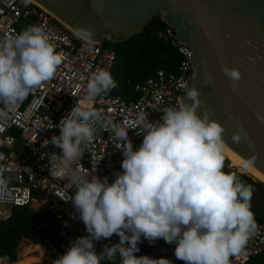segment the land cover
<instances>
[{
  "label": "clouds",
  "instance_id": "obj_1",
  "mask_svg": "<svg viewBox=\"0 0 264 264\" xmlns=\"http://www.w3.org/2000/svg\"><path fill=\"white\" fill-rule=\"evenodd\" d=\"M53 40L38 25L0 38V104L14 107L53 78L63 59ZM220 71L238 91L240 69L221 62ZM115 87L111 73L98 69L89 77L86 95L91 100ZM184 97L177 106L165 108L157 121L141 111L131 125L112 123L105 129L123 155V171L111 183L73 167L104 120L99 111L76 105L58 125L48 126L59 127V136L53 135L50 142L62 150L50 157L51 174L75 187L68 199L88 233L72 241L54 264H101L113 261L117 253L121 264H172L166 258L135 255L142 238L174 243L175 257L184 264H230V257L245 248L257 230L253 189L224 171L226 129L213 109L201 110V90L186 86ZM155 100L159 104L160 96ZM5 115L0 111V118ZM130 128L143 133L136 149L128 137ZM242 139L241 132H233L234 142ZM254 160L251 157L245 167ZM5 190L6 181L0 178V194ZM113 234L119 242L97 253L94 241Z\"/></svg>",
  "mask_w": 264,
  "mask_h": 264
},
{
  "label": "built area",
  "instance_id": "obj_2",
  "mask_svg": "<svg viewBox=\"0 0 264 264\" xmlns=\"http://www.w3.org/2000/svg\"><path fill=\"white\" fill-rule=\"evenodd\" d=\"M33 25L42 26L54 37L56 51L63 59L53 78L34 89L22 102L11 108L0 104V111L6 113L0 118V178L6 181V190L0 194V220L9 217L12 206L30 209L36 216L34 228L41 235L37 243L39 251L47 253L54 264L72 241L88 233L68 199L74 196L75 187L69 180L51 174L50 157L53 153L62 154V150L50 142L53 135L59 136V127L48 126L58 125L76 105L99 111L104 120L96 126L94 140L73 167L88 172L89 177H107L109 183L113 182L117 173L115 163L122 151L105 129L112 123L131 125L141 111L157 121L165 108L177 106L179 90L185 87V78L192 70V50L186 44H178L172 38L174 31L165 26L156 36L179 55L175 73L157 70L135 83L133 90L138 95L135 100L125 101L112 92L89 100L86 95L89 77L98 69L111 71L115 61L113 47L104 40L91 42L80 37L26 0H0V38ZM156 96H160L159 104ZM128 137L136 149L142 143L143 133L137 134L136 129L130 128ZM45 140L49 141L47 146L43 145ZM227 170L224 161V171ZM118 242L119 236L113 234L111 238L94 241V248L99 253L105 246ZM262 252L264 224L257 223L255 234L241 252L230 257V264H247L249 258ZM118 256L119 253L113 261ZM113 261L104 260L101 264ZM0 264H17V260L3 253ZM257 264H264V259Z\"/></svg>",
  "mask_w": 264,
  "mask_h": 264
},
{
  "label": "water",
  "instance_id": "obj_3",
  "mask_svg": "<svg viewBox=\"0 0 264 264\" xmlns=\"http://www.w3.org/2000/svg\"><path fill=\"white\" fill-rule=\"evenodd\" d=\"M80 37L119 43L139 33L153 16L192 50L185 87L202 92V109L225 126V155L247 168L264 187V0H27ZM221 62L242 72L238 91ZM185 87L178 101L185 100ZM242 133L240 142L233 132ZM233 169V167H229Z\"/></svg>",
  "mask_w": 264,
  "mask_h": 264
},
{
  "label": "trees",
  "instance_id": "obj_4",
  "mask_svg": "<svg viewBox=\"0 0 264 264\" xmlns=\"http://www.w3.org/2000/svg\"><path fill=\"white\" fill-rule=\"evenodd\" d=\"M165 27V24L158 16H153L139 33L119 43L110 44L115 52V61L111 68V75L117 82V87L110 92L120 96L125 101L135 100L137 93L133 90V85L146 77L154 74L157 70H163L166 73H175L179 62V55L166 42H163L156 36V32ZM225 162H228L225 157ZM229 173L236 174L245 184L263 187V183L245 172H236L232 169ZM248 175V176H247ZM260 183L253 182L250 178ZM262 183V184H261ZM36 216L26 206H12L10 215L5 220H0V254H8L14 257V249L17 242L21 239H27L31 243H38L41 235L35 230ZM257 223H264V210L256 213ZM175 244H169L162 238L154 243L142 240L139 243L140 251L135 253L137 256L147 255L154 259L166 258L172 261V264H184L183 261L175 257ZM259 255V256H258ZM264 259V252L255 256ZM249 258L247 264H257L251 262ZM20 261V260H19ZM18 261V263H20ZM122 257L119 255L115 261L107 264H121ZM17 263V264H18ZM24 264V262H21Z\"/></svg>",
  "mask_w": 264,
  "mask_h": 264
},
{
  "label": "crops",
  "instance_id": "obj_5",
  "mask_svg": "<svg viewBox=\"0 0 264 264\" xmlns=\"http://www.w3.org/2000/svg\"><path fill=\"white\" fill-rule=\"evenodd\" d=\"M35 245L37 243H31L29 240L21 238L15 246L13 259L17 260V263L19 260L23 261L24 264H52L50 256L47 253L45 254V252L37 250ZM23 247L27 248L26 251L25 249L23 250ZM34 248L35 250H32ZM21 262L18 264H22Z\"/></svg>",
  "mask_w": 264,
  "mask_h": 264
},
{
  "label": "flooded vegetation",
  "instance_id": "obj_6",
  "mask_svg": "<svg viewBox=\"0 0 264 264\" xmlns=\"http://www.w3.org/2000/svg\"><path fill=\"white\" fill-rule=\"evenodd\" d=\"M253 194L251 199V207L255 213L264 210V189L258 186H252Z\"/></svg>",
  "mask_w": 264,
  "mask_h": 264
},
{
  "label": "bare ground",
  "instance_id": "obj_7",
  "mask_svg": "<svg viewBox=\"0 0 264 264\" xmlns=\"http://www.w3.org/2000/svg\"><path fill=\"white\" fill-rule=\"evenodd\" d=\"M27 1V0H26ZM63 25V24H62ZM66 29H68L69 31L73 32L72 30H70L69 28H67L65 25H63ZM74 33V32H73ZM76 34V33H75ZM225 155V154H224ZM226 157V155H225ZM228 160V159H227ZM228 166L233 167L234 169H237L239 171L245 172V173H249L251 176L257 178V180L261 181L257 176H255L251 171H249L247 168H245L244 166H242L240 163L236 162V161H230L228 160ZM262 182V181H261ZM35 247L37 248V250H39V247L37 245H35ZM25 249L26 251V247H23V250ZM36 258V257H35ZM53 264V263H52Z\"/></svg>",
  "mask_w": 264,
  "mask_h": 264
},
{
  "label": "rangeland",
  "instance_id": "obj_8",
  "mask_svg": "<svg viewBox=\"0 0 264 264\" xmlns=\"http://www.w3.org/2000/svg\"><path fill=\"white\" fill-rule=\"evenodd\" d=\"M122 160H123V156L121 155V156H119V158H117V160H116V163H115V167H116V171H117V173L118 172H122L123 171V169L121 168V164H122ZM228 164V163H227ZM228 167H230V166H228ZM230 169V168H229ZM232 170H234V171H236V172H238L239 170H237V169H232ZM239 172H242V171H239ZM247 174H249V173H247ZM250 175V174H249ZM248 176V175H247ZM250 177V176H249ZM253 177V176H252ZM251 178V177H250ZM253 178H255V177H253ZM253 178H251L252 180H253V182H258L257 180H255V179H257V178H255V179H253ZM258 183H260V182H258ZM262 184V183H261ZM32 250H35V248L34 249H32ZM259 256V255H258ZM29 257V256H28ZM251 262H253V263H256L257 261L258 262H261L260 261V257H257L256 256V258L254 257V259H253V257H252V260H250Z\"/></svg>",
  "mask_w": 264,
  "mask_h": 264
}]
</instances>
